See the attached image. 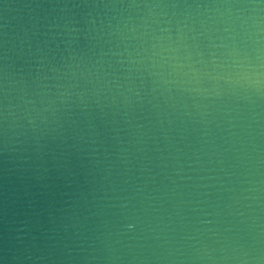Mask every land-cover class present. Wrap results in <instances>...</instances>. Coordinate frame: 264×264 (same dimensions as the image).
I'll use <instances>...</instances> for the list:
<instances>
[{"label":"water","instance_id":"water-1","mask_svg":"<svg viewBox=\"0 0 264 264\" xmlns=\"http://www.w3.org/2000/svg\"><path fill=\"white\" fill-rule=\"evenodd\" d=\"M0 264H264V0H0Z\"/></svg>","mask_w":264,"mask_h":264}]
</instances>
